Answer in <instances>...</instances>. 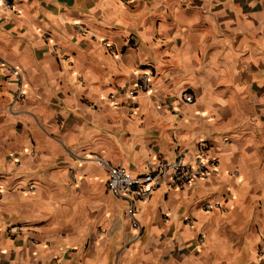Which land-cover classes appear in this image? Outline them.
Segmentation results:
<instances>
[{
  "label": "crops",
  "instance_id": "1",
  "mask_svg": "<svg viewBox=\"0 0 264 264\" xmlns=\"http://www.w3.org/2000/svg\"><path fill=\"white\" fill-rule=\"evenodd\" d=\"M4 2L11 5L10 10L4 9ZM58 3L65 7L57 10L51 3L47 14H37L33 0H0V44L19 43L23 47L29 43L31 31L32 54L47 55V49L38 50L44 47L36 40L41 31L38 21L43 17L51 28L62 23L67 29L77 26L81 18L77 0ZM137 3L144 30L133 32L135 39L126 45L139 50L146 39L154 38L153 48L163 50L169 65L175 61L179 66L181 55L185 60L195 58L198 64L206 56L207 76H190L171 84L158 79L146 92L130 96V115L119 112L114 117L128 122L126 135L131 144L125 152L135 156L150 147L145 146L147 135L174 140L179 131L184 140L185 126L196 117H207L211 122L207 105L211 103L215 111L219 103L228 106L229 118L206 130V135L194 139L184 150L187 158L203 153L217 161L216 167L205 179L155 190L149 198L136 201L131 210L107 190V172L94 159V150L68 152L56 139L62 133L66 145L74 143L78 127L74 121L80 113L72 106L84 107L78 97L53 94L48 89V98L34 107L22 76L25 98L12 105L13 84L0 72V264H264V252H259L264 237V144L260 142L264 139V107L256 103L264 101V79L255 74L264 70V20L257 15L264 7L247 0H228L227 4L218 0ZM50 16L60 19L54 23ZM78 38L72 37L74 41ZM45 43H52L50 36ZM130 52L126 46L116 56ZM74 57L75 51L62 60L57 53L56 58L67 66ZM152 59V65L141 61L133 74L150 73L152 82L160 56L153 53ZM249 65L252 71L245 76L250 84L245 80L235 85L237 91L244 88L247 92L246 102L225 97V90L233 85L227 71ZM71 75L75 77L76 72ZM217 76L213 87L209 80ZM184 91L192 96V104L181 98ZM92 93L106 99L98 88L90 89L87 99H93ZM124 96H129L127 91ZM106 102L110 109L116 108L117 101ZM150 112L152 122L142 127ZM66 122L70 125L67 129ZM241 139L243 145L233 143ZM178 151L180 146L174 145L163 159L175 158ZM152 159L161 157L154 154ZM252 161L255 171L245 180L242 170H251ZM120 165L132 175L147 169L127 158ZM215 210L222 215L214 222L225 221L228 231L206 230ZM190 219L198 222L195 230Z\"/></svg>",
  "mask_w": 264,
  "mask_h": 264
},
{
  "label": "clouds",
  "instance_id": "2",
  "mask_svg": "<svg viewBox=\"0 0 264 264\" xmlns=\"http://www.w3.org/2000/svg\"><path fill=\"white\" fill-rule=\"evenodd\" d=\"M218 2L227 4L228 0H218ZM247 2L252 5L259 3L264 7V0H247ZM33 3L37 14H47L46 8L51 3L57 5V10L65 7L64 4L58 3V0H33ZM76 7L81 18L75 27L69 25L65 29L62 23H57L55 28H51L43 17L38 21L41 31L36 36V40L39 45L44 46L38 50L43 52L47 49V55L38 57L32 54L31 31L28 34L29 43L23 47L19 43L14 46L7 43L0 44V57L5 61V65H0V72L12 73V78L18 79L15 76L13 66L19 70V74L25 77L29 85L27 96L31 98L34 107L36 103L48 98V89H51L53 94L63 93L65 96L72 94L78 97L84 107H80V104L72 106L80 113V118L74 121V124L78 126L74 129V143L66 145L65 140L61 138L62 133H58L56 136L57 141L65 147L66 151L94 150V159L109 169L112 168L113 164L120 165L125 158L129 159L130 163L136 160L146 167H157L162 170H170L173 166L179 167V161L172 158L169 159L168 163H165L163 157L169 156L174 145L180 146V151L176 152L175 156H182L184 150L194 139L206 135V130L215 129L223 120H227L231 115L227 105L221 106L216 103V110L214 111L213 105L209 103L207 105L208 115L212 116L213 120L209 122L207 117H196L195 121H191L189 125L185 126L184 130L187 135L184 140L179 138V131L176 132V139L174 140H161L151 135L145 136V146L150 147L136 153L135 156L125 152V148L131 144V138L126 135L127 119L116 120L114 117L119 112H128L130 115L128 108V105L132 103L130 94L136 90L132 85L137 79H143V87L146 88L152 87L158 79L171 84L175 81L186 80L190 76L197 78L202 75L207 76L205 72L207 57L202 56L198 64L195 58L185 60L181 55L179 66L176 65L175 61L169 65L167 63L168 57L162 55L163 50L153 48L154 38L146 39L144 47L139 50L132 48L131 44L126 45V41L135 39L132 35L133 32L139 34L144 30L141 18L137 14V0H131V3L129 0H77ZM65 10L70 11L67 8ZM257 15L264 20V12ZM117 17L119 23H117ZM49 19L55 23L60 17L50 16ZM261 31L264 32V27L261 28ZM49 36L52 43L46 44L45 41L49 39ZM75 36L79 38L74 41L72 37ZM126 46L131 49V52L122 53L117 58L116 53L120 48ZM168 48L175 52L173 44H169ZM73 51H75L73 61L67 66H62L60 60L71 55ZM57 53L60 60L56 58ZM153 53L160 56V60L155 63L156 72L152 82H149L143 72L136 76L133 74V70L140 66L141 61L152 65L154 63ZM122 64L124 68L121 67ZM261 68L264 69V62L261 63ZM73 71L76 72L75 77L71 75ZM251 71L250 65L237 69L230 68L226 74L233 77V85L225 90L224 96H233L237 102H246L247 92L244 88L237 91L235 85L241 84L245 80L250 84V78L245 76V73ZM255 74L258 78L264 79V70ZM216 78L218 76L209 80L213 87ZM92 88H98L104 93L106 99L117 101L116 108L110 109L106 99H99V93H92L93 99H87ZM125 91L129 93L128 97L124 96ZM196 94L199 95V89H197ZM215 94L213 92V95ZM256 103L264 107V101H256ZM204 106L203 104L197 105L200 108ZM151 122L150 112L149 118L145 119L142 127ZM36 123L39 124L40 121L37 120ZM68 127L70 125L66 122L65 129ZM165 135L171 136L172 133L165 132ZM260 142L264 144V139ZM233 143L243 145V140H233ZM122 145L124 147H121ZM161 148L163 152H161ZM154 154L161 159L154 161L152 159ZM194 162L197 164L198 170L201 165L192 154L188 163ZM12 164H15V159H13ZM252 164L251 170H242L245 180L249 179L251 173L255 171V161H252ZM234 178L235 172H233L231 179L234 180ZM209 179L214 180L215 177H209ZM41 182L44 181L41 180ZM196 186L194 183L193 187ZM189 215L191 216V213ZM221 215L218 210H215L211 222L206 225V230L228 231L229 224L225 221L221 220L220 224L214 222ZM189 222L194 230L198 227V222H193L191 219Z\"/></svg>",
  "mask_w": 264,
  "mask_h": 264
},
{
  "label": "built area",
  "instance_id": "3",
  "mask_svg": "<svg viewBox=\"0 0 264 264\" xmlns=\"http://www.w3.org/2000/svg\"><path fill=\"white\" fill-rule=\"evenodd\" d=\"M5 10H10L11 5L8 2L3 3ZM0 65H5V61L0 57ZM15 76L18 79L12 78V73L2 72L8 77L14 87L12 96V105L20 103L25 98V88L23 85V77L19 74V70L13 66ZM147 80L150 82L151 74L144 73ZM144 80L140 79L139 83L134 87L136 89L130 94L135 96L140 93L146 92L149 87H143ZM128 93V92H127ZM129 95V93H128ZM181 98L189 104L193 103L192 96L184 91L181 94ZM195 160L200 163L201 167L197 170V164L188 163L186 152L182 156H176L174 159L179 161V167L173 166L170 170H162L157 167H147L143 174L132 175L123 166L113 164L109 169L97 161L98 165L104 168L107 172V190L109 193L124 201L128 204L132 210L136 201L145 200L159 188H173L181 187L190 184L196 180L205 179L208 176L209 170L214 169L217 165V161L214 159L206 158L203 153H198L195 156ZM169 160H164L168 163ZM123 169V171H121ZM259 252H264V237L261 239V245L259 246Z\"/></svg>",
  "mask_w": 264,
  "mask_h": 264
}]
</instances>
